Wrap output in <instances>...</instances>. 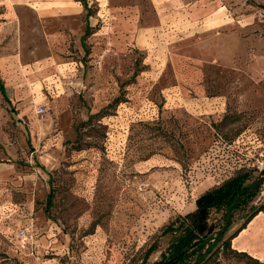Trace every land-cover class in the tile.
<instances>
[{
  "label": "rangeland",
  "instance_id": "1",
  "mask_svg": "<svg viewBox=\"0 0 264 264\" xmlns=\"http://www.w3.org/2000/svg\"><path fill=\"white\" fill-rule=\"evenodd\" d=\"M86 1L0 0V264H153L264 168V0ZM232 247L264 262V214Z\"/></svg>",
  "mask_w": 264,
  "mask_h": 264
},
{
  "label": "trees",
  "instance_id": "2",
  "mask_svg": "<svg viewBox=\"0 0 264 264\" xmlns=\"http://www.w3.org/2000/svg\"><path fill=\"white\" fill-rule=\"evenodd\" d=\"M79 1L91 16V9L86 0ZM264 8V7H263ZM93 34L92 27L87 26L83 41ZM0 93L3 99L10 103L6 88L0 78ZM122 101L117 99L116 105ZM108 107V108H112ZM110 113L105 109L91 115L82 126L90 124L97 117H106ZM264 162V159H263ZM264 185V168L261 171L240 170L222 184L203 193L196 200V210L185 216L179 215L162 230L161 236L171 237L167 249L161 253L160 259L153 264H210L223 258H235L246 264H264L249 255L239 252L232 247V241L247 229L248 225L260 214H264V201L252 205ZM54 207V193L47 199L46 211L50 214ZM247 211L244 222L230 236L229 231L234 227L238 213ZM220 215L215 222L214 216ZM155 251L151 247L146 253L148 258Z\"/></svg>",
  "mask_w": 264,
  "mask_h": 264
},
{
  "label": "crops",
  "instance_id": "3",
  "mask_svg": "<svg viewBox=\"0 0 264 264\" xmlns=\"http://www.w3.org/2000/svg\"><path fill=\"white\" fill-rule=\"evenodd\" d=\"M77 1V0H76ZM79 3V2H78Z\"/></svg>",
  "mask_w": 264,
  "mask_h": 264
}]
</instances>
